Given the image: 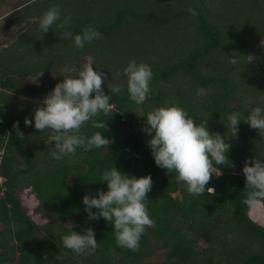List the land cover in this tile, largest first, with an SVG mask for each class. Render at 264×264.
Here are the masks:
<instances>
[{"label": "trees", "instance_id": "16d2710c", "mask_svg": "<svg viewBox=\"0 0 264 264\" xmlns=\"http://www.w3.org/2000/svg\"><path fill=\"white\" fill-rule=\"evenodd\" d=\"M69 1L76 2L69 9L68 0H28L18 6L20 12L10 20L18 26L31 20L29 25H38L53 5L61 9V21L72 19L63 28L54 24L47 34L38 28L31 39L25 28L15 42L0 48V264H264V225L244 203L242 172L246 160L264 159V137L242 121L238 137L229 139L228 161L217 166L219 175L206 185L214 193L194 196L175 172L155 165L149 137L141 131L146 114L161 106H179L197 122L208 119L209 131L221 135L227 113L247 116L252 107H264V0H97L89 8L81 6L82 0ZM88 27L101 36L83 49L63 37L65 31L75 35ZM48 51L55 56L48 57ZM248 55L254 57L250 62ZM232 56L238 64L229 63ZM87 57L107 74L106 94L109 82L122 90L113 94L109 86L111 110L94 118L105 120L106 128L86 122L80 131L86 136L99 131L112 142L108 150L78 148L56 160L47 144L51 132H30L24 119L32 118L59 81L20 89L18 79L48 71L62 79L75 76ZM133 59L153 71L143 105L130 101L122 71ZM65 67L76 74H63ZM113 166L137 178L152 176L146 205L155 227L146 228L137 251L119 247L111 222L88 220L84 211L82 197L107 190L101 176ZM24 192L35 200L40 221ZM72 227L95 231V252L77 255L63 246L62 236ZM160 249L164 258L152 261Z\"/></svg>", "mask_w": 264, "mask_h": 264}, {"label": "clouds", "instance_id": "9594fccd", "mask_svg": "<svg viewBox=\"0 0 264 264\" xmlns=\"http://www.w3.org/2000/svg\"><path fill=\"white\" fill-rule=\"evenodd\" d=\"M188 11L193 16L197 15L193 8ZM61 16L59 6H51L40 17L39 30L47 34L54 24L63 28L71 22L70 15L65 16L63 21ZM100 36L101 33L91 27L75 35L71 31L63 32V37L72 39L78 49H83L85 44L92 43ZM248 57V62L254 59L252 55ZM228 59L232 65L239 63L238 57ZM122 71L127 78L130 101L143 105L150 93L153 78L151 66L133 59ZM107 80V74L97 71L93 67V58L89 57L75 76L63 77L55 84L43 97L42 106L34 110L31 119L25 117L26 126L32 125L40 132H51L47 144L51 145L49 154L52 158L61 160L70 157L78 148L84 151H91L93 148L108 150L112 142L109 137L99 131L91 136L80 131L86 122H90L94 128H106L105 120L94 118L101 113L107 115L111 110L110 82L107 84V94L102 87ZM121 90L120 84L110 86L113 94H119ZM242 121L264 137V107L261 106L252 107L247 116L240 111L227 113L226 121L222 122L226 128L223 135L209 131L208 119L197 122L176 105L161 106L149 111L141 131L149 137L146 144L155 165L165 169L167 173L175 172L177 181L186 184L188 193L198 196L206 191L214 193L215 189H206V185L213 174L219 175L217 166L228 161L231 147L229 139L238 137ZM14 128L17 129V135L23 138L18 122L14 124ZM242 172L247 193L244 203L255 205L257 201L264 199V159L254 157L246 160ZM100 182H106L107 190L97 189L95 194L89 191L82 197L88 220L103 218L111 222L117 245L132 251L139 250L140 239L146 228L155 227V221L150 217L146 205L147 194L153 185L151 174L137 178L113 166L102 173ZM62 244L77 255H89L99 246L95 231L90 227L82 233L74 231L72 227L69 233L62 236Z\"/></svg>", "mask_w": 264, "mask_h": 264}, {"label": "rangeland", "instance_id": "374dc122", "mask_svg": "<svg viewBox=\"0 0 264 264\" xmlns=\"http://www.w3.org/2000/svg\"><path fill=\"white\" fill-rule=\"evenodd\" d=\"M28 0H0V48L5 47L9 44H12L15 42L19 36V34L26 28V30L30 33V39L31 35L36 36L38 33V25L32 23L29 25V22L24 23L22 26L14 25L10 23V20L12 17H14L17 13L20 12V8H17L24 2H27ZM37 1V0H36ZM83 4L81 6H86L89 8V6L95 5L97 0H82ZM73 3H76L75 1H69L68 0V9L72 6ZM64 5V3H63ZM63 5L61 7H63ZM80 6V5H79ZM96 8V7H95ZM35 33V34H33ZM8 53L11 54L12 49L9 47L7 48ZM48 53V57L52 56L54 57L55 54L52 52ZM85 63L88 61V57L83 60ZM75 69V68H74ZM77 70H74L70 67H65L63 69V74L66 73H75ZM62 80L60 74L55 71H48V72H40L36 76H29V77H20L18 79V86L20 89H33L38 86H45L49 85L52 81H60ZM38 100V99H35ZM17 114H20V111L17 112ZM30 132H34L35 128L34 126L30 125L29 128ZM24 192V199L26 203L30 206V212L33 215L34 218L37 220H41L38 213L33 211V207L35 205V200L32 199V197H27V194ZM177 194V193H176ZM250 215L258 222L264 225V203L263 201L259 200L255 205H252L250 209ZM164 258V251L162 249L157 250L153 257L152 261H159Z\"/></svg>", "mask_w": 264, "mask_h": 264}, {"label": "built area", "instance_id": "2783aa9c", "mask_svg": "<svg viewBox=\"0 0 264 264\" xmlns=\"http://www.w3.org/2000/svg\"><path fill=\"white\" fill-rule=\"evenodd\" d=\"M3 181V178H2V176H0V182H2Z\"/></svg>", "mask_w": 264, "mask_h": 264}, {"label": "flooded vegetation", "instance_id": "af4514ba", "mask_svg": "<svg viewBox=\"0 0 264 264\" xmlns=\"http://www.w3.org/2000/svg\"><path fill=\"white\" fill-rule=\"evenodd\" d=\"M24 3H25V2H24ZM24 3H23V4H24ZM17 8H18V7H17Z\"/></svg>", "mask_w": 264, "mask_h": 264}]
</instances>
